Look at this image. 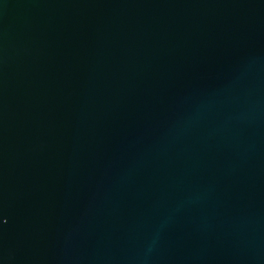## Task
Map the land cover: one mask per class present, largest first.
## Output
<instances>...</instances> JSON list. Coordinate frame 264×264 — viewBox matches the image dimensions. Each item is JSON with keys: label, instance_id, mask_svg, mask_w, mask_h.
Wrapping results in <instances>:
<instances>
[{"label": "water", "instance_id": "water-1", "mask_svg": "<svg viewBox=\"0 0 264 264\" xmlns=\"http://www.w3.org/2000/svg\"><path fill=\"white\" fill-rule=\"evenodd\" d=\"M0 264H264V0H0Z\"/></svg>", "mask_w": 264, "mask_h": 264}]
</instances>
